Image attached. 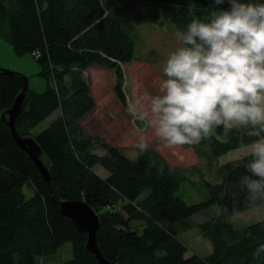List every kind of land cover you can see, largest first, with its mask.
Here are the masks:
<instances>
[{"label":"trees","instance_id":"1","mask_svg":"<svg viewBox=\"0 0 264 264\" xmlns=\"http://www.w3.org/2000/svg\"><path fill=\"white\" fill-rule=\"evenodd\" d=\"M135 5L160 11L175 33L220 10L212 0H0V37L15 55L31 54L47 80L43 92L26 90L16 131L36 141L50 175L49 182L42 179L2 120L25 77L0 73V264H48L65 245L71 259L62 264H99L86 250V235L61 213L65 201H84L97 213V247L109 264H264V220L241 230L229 221L264 205L250 200L239 183L250 175L243 164L251 155L215 165L210 178H200L202 199L189 205L177 193L194 167L175 169L149 147L130 158L81 126L95 108L84 78L92 66L114 72V94L125 104L121 66L136 60ZM56 112L45 130L31 134ZM261 138L264 133L217 128L189 146L211 164ZM212 208L219 213L198 224L210 253L187 256L178 226Z\"/></svg>","mask_w":264,"mask_h":264},{"label":"clouds","instance_id":"2","mask_svg":"<svg viewBox=\"0 0 264 264\" xmlns=\"http://www.w3.org/2000/svg\"><path fill=\"white\" fill-rule=\"evenodd\" d=\"M212 2L219 11L177 30L180 47L165 61L162 94L148 102L149 124L169 146L198 144L217 128L264 133V3ZM137 147L143 153L147 144L141 139ZM250 155L243 164L250 175L239 183L250 200H264V138L251 144Z\"/></svg>","mask_w":264,"mask_h":264},{"label":"rangeland","instance_id":"3","mask_svg":"<svg viewBox=\"0 0 264 264\" xmlns=\"http://www.w3.org/2000/svg\"><path fill=\"white\" fill-rule=\"evenodd\" d=\"M141 14L140 21L134 16ZM130 22L136 29L137 48L136 60L121 66L124 73L125 104L122 105L114 94L115 77L112 70L94 66L92 70L84 72V78L92 95L95 108L82 121L83 129L105 142L120 147L130 158L137 153V145L143 139L147 147L152 148L167 165L179 170H191L189 181L183 182L177 195L187 204L198 203L202 199L200 191L201 177L210 178L215 165H223L230 161L250 155V146L229 152L209 164L199 159L196 152L189 145L169 146L155 136L149 122L152 115L148 110V102L154 95L162 94V83L165 77L162 70L169 54L180 47L176 33L171 23L160 11L141 5H135ZM0 68L23 75L28 81V88L35 92H43L47 87V80L39 76L40 68L31 54L17 56L12 47L0 37ZM135 110V114L133 113ZM144 113V119L138 116ZM58 116L54 113L35 129L31 134L36 135L45 130L50 122ZM101 154V152H96ZM95 173L105 178L107 173L95 167ZM217 208L194 216L188 223L178 226L179 238L187 245V256L196 254L204 256L210 253V244L202 237L198 224L218 214ZM264 220V205L249 211L239 213L230 222L235 229ZM71 259L70 246L62 247L53 262L48 264H62Z\"/></svg>","mask_w":264,"mask_h":264},{"label":"water","instance_id":"4","mask_svg":"<svg viewBox=\"0 0 264 264\" xmlns=\"http://www.w3.org/2000/svg\"><path fill=\"white\" fill-rule=\"evenodd\" d=\"M0 73L10 75L12 72L0 68ZM28 89V81L24 78L23 89L17 96L11 108L4 112L2 120L6 123L15 143L21 151H23L30 162L37 169L42 179L49 182L50 175L47 167L42 161L43 152L37 145L36 141L31 137H20L16 131V121L21 113L26 90ZM61 213L70 219L74 228L79 234H85L87 237L86 250L94 255L99 264H109L100 253L96 234L99 228V218L84 201H65L60 204Z\"/></svg>","mask_w":264,"mask_h":264},{"label":"crops","instance_id":"5","mask_svg":"<svg viewBox=\"0 0 264 264\" xmlns=\"http://www.w3.org/2000/svg\"><path fill=\"white\" fill-rule=\"evenodd\" d=\"M94 66H92V67H90V68H88L87 70H92V68H93ZM87 70H86V72H87Z\"/></svg>","mask_w":264,"mask_h":264}]
</instances>
